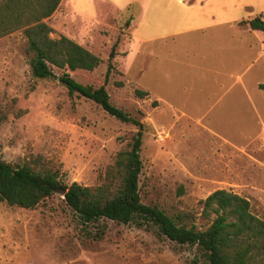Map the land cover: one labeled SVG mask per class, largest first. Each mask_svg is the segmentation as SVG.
Segmentation results:
<instances>
[{"label":"rangeland","instance_id":"obj_1","mask_svg":"<svg viewBox=\"0 0 264 264\" xmlns=\"http://www.w3.org/2000/svg\"><path fill=\"white\" fill-rule=\"evenodd\" d=\"M61 4L44 20L53 30L50 38L66 36L102 60L93 71L67 73L82 85L105 86L111 103L143 126L142 203L205 230L215 215L204 216V201L217 190H227L246 198L252 213L264 221V92L254 88V82L264 83V67L249 73L253 106L232 94L223 109L205 120L180 121L171 110L155 107L153 96L140 99L135 94L149 90L148 56L134 55L132 44L128 50L130 30L155 24L140 12V3H131L127 10L128 5L97 1L88 12L92 18L68 12ZM229 19L219 18L209 30H243ZM170 26L168 21L165 27ZM27 47L23 30L0 39V158L13 167L59 172L69 186L100 185L138 128L109 116L91 100L69 94L57 68L55 78H35ZM181 58L191 62L186 75L198 90L203 64L197 43ZM191 117L198 121L204 116ZM0 264L209 263L197 247L172 242L152 226L106 220L85 226L56 193L35 209L0 202Z\"/></svg>","mask_w":264,"mask_h":264},{"label":"trees","instance_id":"obj_2","mask_svg":"<svg viewBox=\"0 0 264 264\" xmlns=\"http://www.w3.org/2000/svg\"><path fill=\"white\" fill-rule=\"evenodd\" d=\"M62 1L0 0V39L23 30L35 78H55L53 69H59L63 72L60 82L69 94L93 101L109 116L137 127L138 131L133 135L129 149L117 154L102 183L94 188L78 183L69 186L59 172H37L26 165L13 167L0 158V202L35 209L56 193L64 192L67 206L85 226L101 220L137 228L152 226L172 242L197 247L209 264H264V221L252 213L246 198L227 190L212 193L204 201L203 213L206 218L212 215L215 218L205 230H198L195 225L188 227L159 208L142 203L139 180L143 169V126L111 103L105 86L82 85L67 73V69L93 71L102 60L66 36L59 40L50 38L53 30L44 20L55 14ZM238 25L264 32V17L259 15L242 20ZM110 72L108 68L106 82ZM135 94L140 99L149 97L144 90H136Z\"/></svg>","mask_w":264,"mask_h":264},{"label":"crops","instance_id":"obj_3","mask_svg":"<svg viewBox=\"0 0 264 264\" xmlns=\"http://www.w3.org/2000/svg\"><path fill=\"white\" fill-rule=\"evenodd\" d=\"M97 1L111 7L128 5L126 8L138 2L140 12L142 9L149 21L155 23H149L147 30H130L127 44L128 50L131 44L134 47V55L148 56L147 92L153 96L155 107L171 110L181 117L180 121L186 118V122L197 124L223 109L232 94H240L253 106L249 73L254 67L256 72L264 67V32L243 28L238 23L253 18L245 15V10H260L259 15L264 17V0H63L62 3L68 12L92 18L89 13ZM221 17H230L228 22L237 23L243 30H209ZM236 18L241 20L234 21ZM168 21L169 29L165 27ZM194 42L203 64L198 90L186 75L191 62L181 58ZM262 85L260 81L254 82L258 92H264ZM195 115L204 117L195 121L191 117Z\"/></svg>","mask_w":264,"mask_h":264},{"label":"water","instance_id":"obj_4","mask_svg":"<svg viewBox=\"0 0 264 264\" xmlns=\"http://www.w3.org/2000/svg\"><path fill=\"white\" fill-rule=\"evenodd\" d=\"M60 194H61V195H64L65 193H64V192H61Z\"/></svg>","mask_w":264,"mask_h":264}]
</instances>
